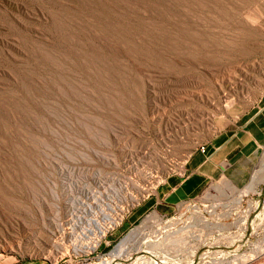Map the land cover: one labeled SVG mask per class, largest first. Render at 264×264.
<instances>
[{"label":"rangeland","instance_id":"obj_1","mask_svg":"<svg viewBox=\"0 0 264 264\" xmlns=\"http://www.w3.org/2000/svg\"><path fill=\"white\" fill-rule=\"evenodd\" d=\"M263 97L264 0H0V264L248 256L264 240ZM232 138L219 157L246 170L242 187L208 179L165 205L161 184ZM102 209L115 220L82 249ZM198 217L209 227L161 243L170 255L151 246Z\"/></svg>","mask_w":264,"mask_h":264},{"label":"crops","instance_id":"obj_2","mask_svg":"<svg viewBox=\"0 0 264 264\" xmlns=\"http://www.w3.org/2000/svg\"><path fill=\"white\" fill-rule=\"evenodd\" d=\"M261 103L262 108L256 114L254 124L257 131L264 134V128H260L261 126L264 127V97ZM215 146L214 143L209 146V150L207 149L206 153L199 151L193 153L186 161L185 177L179 175L171 176L159 187L163 189V202H166V204L164 203L165 205L170 203L168 202L169 200H176L179 203L187 198L197 197L208 179L224 177L232 183L233 186L228 183L230 187H242L246 170L240 167L237 169L234 168L237 165V160L229 159L227 156L225 158L219 157L220 153L223 154L225 152L227 155V153L235 150L239 146L238 142L232 138L225 146ZM211 149H214L212 153L210 152ZM207 153L209 156L205 155ZM159 191L156 194H159Z\"/></svg>","mask_w":264,"mask_h":264},{"label":"bare ground","instance_id":"obj_3","mask_svg":"<svg viewBox=\"0 0 264 264\" xmlns=\"http://www.w3.org/2000/svg\"><path fill=\"white\" fill-rule=\"evenodd\" d=\"M255 183H252L247 189H245V190H243V191H241L240 192V194L238 195V197L235 199V201H234V203L236 204V206L237 205H239V204H241L242 203V201H243V199H244V197L245 196H247L249 193H251L252 191L253 192H257V190L255 189ZM234 204V205H235ZM117 205V204H116ZM116 205L114 206L115 208H116ZM108 209H109V207H108ZM108 209H102L101 211H100V214H98V213H96L95 215H94V218L90 221L91 222V224H92V226H95L96 228H94V229H92V228H90V229H88L90 232H87L86 230L84 231L85 233L83 234V236H86V238H88V239H90L91 240V242H89L88 244H83L82 245V248L83 249H94V248H96L97 246H98V242L100 241V238L105 234V232H106V229L108 228V226L110 225V224H112V220L114 221L115 219L114 218H112V214L110 213L111 211H116L114 208H113V206L110 208V212L108 211ZM117 209V208H116ZM92 213L94 212L93 210L91 211ZM104 217L106 220L105 221H107L106 223H103V218L101 219L102 220V222H101V220H100V217ZM91 217V216H90ZM89 221V220H88ZM177 221H175V222H173V223H170L171 225H176L177 223H176ZM89 223V222H88ZM197 223H199V224H197ZM260 223V222H259ZM170 224H168V225H164L163 223H158L157 224V228H155L156 230L152 233L151 231L150 232H146L147 231V229H148V225H144V228L145 229H143L142 231H141V235L143 236V238H142V241L144 240V238H147V237H153V239L154 240H157L158 239V237H159V235L162 233V231L165 229V228H167L168 226H170ZM211 223H209L208 222V220L206 219V218H204V217H198L197 218V220H196V223L195 222H192V221H190V222H188V224H186V225H184V227H179V228H177V229H175V230H173V231H171V232H169L166 236H165V239L163 238V240L161 241V242H158L157 244H155V243H152L151 244V246L154 248V250H162V245L160 246V247H162V248H160L159 247V245L161 244V243H169V245H172L173 246V248H174V246L175 245H179V240H176L174 237H176L178 234H180L181 233V235L183 234V233H187V234H189L190 232V229H193V228H195L196 226L198 227V226H201V227H209V225H210ZM103 225V226H102ZM83 226V225H82ZM86 226V225H85ZM156 226V225H155ZM77 227V226H76ZM153 227V226H152ZM154 228V227H153ZM152 228V229H153ZM74 229V228H73ZM77 229V228H76ZM83 229H84V227H83ZM151 229V228H150ZM72 231V230H71ZM153 231V230H152ZM183 231H185V232H183ZM214 231H216V230H214ZM183 232V233H182ZM204 232V231H203ZM73 233H75V232H73ZM83 233V232H82ZM185 233V234H186ZM192 233H194V232H192ZM211 233V232H210ZM176 235V236H175ZM190 235V234H189ZM192 235V234H191ZM190 235V236H191ZM193 235H195V233L193 234ZM202 235H203V233H202ZM202 235H198V236H196V237H198L199 239H201V237H202ZM231 236V235H230ZM172 239V240H171ZM203 239V238H202ZM205 240V239H204ZM141 241V245L143 244V242ZM177 242H179V243H177ZM122 243V242H121ZM121 243H120V245H118V247L113 251V253H112V255L113 256H115V254L116 253H123V251L125 250V248H123V247H120L121 246ZM194 243V242H193ZM233 243V242H232ZM166 245V244H165ZM178 245L176 246V247H178ZM255 245V244H254ZM257 245V244H256ZM255 245V246H256ZM150 245H149V247H151ZM163 246H164V244H163ZM165 247V246H164ZM170 247V246H169ZM74 248H75V250H78L77 249V246H74ZM147 248V247H146ZM254 249L252 250V252H249L250 254L248 255V256H246V254L245 255H237L236 254V256H234L233 258H232V260H230L229 258L227 259H214V260H212L211 262H207L208 264H243L244 262H246V261H248V260H246V259H254L255 257H257L258 255H261V254H263L264 253V240L262 241V242H260L256 247H253ZM150 249H152V248H150ZM169 249V248H168ZM162 251H164V253L166 254V255H170V251L169 250H167V247H166V251H165V248H164V250H162ZM172 251V250H171ZM174 252L176 251V250H173ZM177 252V251H176ZM173 253V252H172ZM248 254V253H247ZM51 256V255H50ZM118 256H120V254H118L117 255V257ZM259 257V256H258ZM49 258H51L52 259V257H49ZM142 259V258H141ZM144 259V258H143ZM143 263V262H142ZM206 263V264H207ZM107 264H110V262L109 263H107ZM144 264H155V262H151V261H146Z\"/></svg>","mask_w":264,"mask_h":264},{"label":"built area","instance_id":"obj_4","mask_svg":"<svg viewBox=\"0 0 264 264\" xmlns=\"http://www.w3.org/2000/svg\"><path fill=\"white\" fill-rule=\"evenodd\" d=\"M199 152H201V153H206L207 152V147L206 146H204V145H202V146H200L198 149H197ZM177 175H179V176H181V177H185V175H186V172H185V168H184V171H181L180 173H177ZM168 179V178H167ZM166 179V180H167ZM165 180V181H166ZM164 181V182H165ZM163 182V183H164ZM162 183V184H163ZM161 184V185H162ZM116 223V222H115ZM112 226V224H110L109 226H108V228L106 229V232H105V234L100 238V241L98 242V245L100 244V242H101V240H102V238L103 237H105L106 236V233H107V231H108V229L110 228ZM85 239H87L86 240V243L85 244H88L89 242H91V240L90 239H88V238H86V236H85ZM84 244V243H83ZM98 248V246L96 247V248H94V249H85V250H95V249H97ZM83 249V248H82ZM144 258V259H143ZM56 260V259H55ZM140 261H141V264H144L146 261H153L154 262V260H153V258H152V256H144V257H142V259L140 258L139 259ZM168 260L170 261V263L169 264H183V260L182 259H180L179 258V256H173V255H171V256H168ZM57 261V260H56ZM143 262V263H142ZM210 262V261H209ZM156 264V263H155ZM185 264H189L188 262H185ZM190 264H193V262H191Z\"/></svg>","mask_w":264,"mask_h":264}]
</instances>
